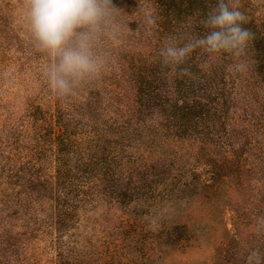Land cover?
Wrapping results in <instances>:
<instances>
[{"label":"trees","instance_id":"1","mask_svg":"<svg viewBox=\"0 0 264 264\" xmlns=\"http://www.w3.org/2000/svg\"><path fill=\"white\" fill-rule=\"evenodd\" d=\"M250 1L238 0L241 3L239 10L247 19L243 26L253 34L244 54L251 55L247 67H254L253 71L262 76L264 6L260 7L257 2L256 11L261 15L254 16L243 10ZM12 2L8 0L7 5ZM114 2L119 9L120 34L134 41L144 39L145 42L139 43L147 42V49L136 52L130 48L125 50L124 46L128 44L119 43L122 40L119 36L118 39L102 42L101 51L104 52L103 48L107 46V54L110 51L112 55L118 53L120 56L116 65L111 63L112 77L117 78L122 72L128 77L130 70L131 75L139 76L134 82L138 107L131 117L120 110L122 103H119L114 115L108 111L109 107L106 108L108 112L102 123L92 116L88 121L75 120L71 124L70 116L75 103L70 105V111L65 107L69 104L49 90L45 98L43 95L27 98L28 112L24 115L11 111L0 113V257L3 254L8 257L6 248L14 247L9 255H23L33 259L32 264H41L42 252L35 251L40 241L47 242L48 237H53L52 244H57L56 240L67 229H74L78 234L75 240L78 249H64L57 245L50 250L54 248L55 264L67 261L73 264L72 260L74 264H79L82 252L87 256L94 254L92 245L85 246L91 241L87 226L92 216L108 208L113 211L120 209L123 196L135 197L132 202L135 205L131 209L133 213L140 211L148 214L151 208L157 209L158 198L176 197L180 186L188 185V180L179 183L184 171L178 164L161 158L154 163L153 152L147 153L143 146L154 148L161 142L175 145L181 138L196 136L201 142L210 140L221 146H232L222 134L230 109L235 111L233 96L243 89L236 83V77L240 75L243 81H249V75L244 77L243 71H235L230 65L234 56L228 53L209 54L197 49L179 67L164 66L158 59V50L169 35L185 31L195 35L206 33L199 21L216 0ZM140 2L144 3L140 6ZM148 7L154 13V25H126V19H139L140 12ZM32 48H35L34 43ZM0 52L2 61L7 52ZM51 62L47 54L40 56V66ZM13 65L16 66V62ZM185 67L190 69L189 74L180 71ZM10 74L13 79L20 77L14 72ZM0 77H6L5 81L0 78V101L3 103L0 107L5 108L12 106L17 96H21L20 90L27 89L17 88L20 82L12 81L10 76ZM84 93H87L86 97L100 100L89 89ZM256 103H259V108L254 107L252 115H258L263 120L260 126H264V101L254 99L247 105L255 106ZM157 106L166 121H155L150 116L151 110ZM244 125L256 126V123L247 122ZM249 130L256 131L251 127ZM212 134L218 135L217 138L212 139ZM145 206L148 209L143 211ZM107 255L106 259L115 258V255ZM92 260L88 258L90 264Z\"/></svg>","mask_w":264,"mask_h":264},{"label":"rangeland","instance_id":"2","mask_svg":"<svg viewBox=\"0 0 264 264\" xmlns=\"http://www.w3.org/2000/svg\"><path fill=\"white\" fill-rule=\"evenodd\" d=\"M7 1L0 0V50L7 52L5 59L0 61V75L19 81L17 88L27 90H20L21 96H17L12 106L0 107V113L11 111L24 115L28 112L27 98L42 95L45 98L49 93L44 70L50 63L40 66V56L45 53L32 48L33 41L24 18L23 0H13L8 5ZM257 2L260 7L264 6V0H252L247 2L248 5L243 10L254 16L261 15L256 11ZM143 3L140 2V6ZM240 6L241 3L239 8ZM149 7L145 10H149ZM145 10L140 12V18L135 21L126 19V25H145ZM124 33L127 34V31ZM120 36L122 40L119 43L128 44L124 46L125 50L130 48L136 52L147 49V42L139 43L145 42L144 39L134 41L125 34ZM107 48H103L104 54L109 58L104 72L98 78L82 84L73 95L62 98L65 104H69L65 107L70 111V105L75 103L71 111L74 119L70 116L71 124L75 120L88 121L92 116L102 123L108 111L112 115L114 110L118 111L119 103H122L120 110L129 113L131 117L138 107L134 82L139 76L131 75L130 70L128 77L124 72L117 78L112 77L111 63L116 65L120 56L118 53L112 55L110 51L107 54ZM250 58L251 55L244 54L240 59H244L247 65ZM14 62L16 66L13 65ZM236 62L234 57L229 64L233 66ZM253 69L250 66L243 71L244 77L249 75V81H243L240 75V80L236 77V83L243 89L233 96L235 111L230 109L224 124L226 129L222 134L223 139L229 140L232 146H221L210 140L201 142L198 136L181 138L175 145L161 142L154 148L143 146L147 153L153 152L154 163L161 158L178 164L184 171L179 183L188 180V185L182 184L176 197L158 198L157 209L151 208L148 214L140 211L133 213L131 209L135 205L132 203L135 197L123 196V206L120 209L113 211L108 208L92 216L87 226L91 241L86 242L85 246L92 245L94 254L87 256L82 252L79 264H90L88 258H93L92 264H244L243 257L248 250L258 248L264 253V221L261 225L258 224L264 218V126H260L263 120L258 115H252V109L259 108V103L255 106L247 105V102L254 99L264 101V75L261 76ZM11 72L18 74L19 79H13ZM5 78L1 80L5 81ZM88 89L96 93L100 100L86 97L87 93L84 92ZM0 104L3 103L0 101ZM150 116L155 121H166L158 106L151 110ZM247 122H254L256 126H245ZM250 127L256 131H250ZM211 136L215 139L218 135ZM111 137L115 138L113 135ZM147 209L145 206L142 210ZM128 220L133 222H127ZM77 238V230L67 229L56 240L57 244H52L53 237H48L50 242L48 239L47 242L41 240L40 245L35 248L36 252H42L41 264H55L54 248L57 245L64 249H78L75 243ZM52 247L54 248L50 250ZM6 249L8 257L3 254L0 264H32L33 259L29 260L23 255H9L14 247ZM107 254L115 255V258L106 259ZM72 262L74 264L73 260ZM62 264L72 263L67 261Z\"/></svg>","mask_w":264,"mask_h":264},{"label":"clouds","instance_id":"3","mask_svg":"<svg viewBox=\"0 0 264 264\" xmlns=\"http://www.w3.org/2000/svg\"><path fill=\"white\" fill-rule=\"evenodd\" d=\"M23 4L35 48L52 58L44 70L52 93L59 98L73 95L104 72L109 58L101 51L102 42L118 39L122 29L114 0H23ZM144 22L155 24L151 10H145ZM199 23L207 30L204 35L185 31L164 39L158 50L160 63L179 67L200 49L209 54L228 53L237 59L233 69L245 71L247 65L240 58L253 34L243 26L247 19L238 0H216ZM180 71L190 73L186 67ZM243 259L244 264H264V253L253 248Z\"/></svg>","mask_w":264,"mask_h":264}]
</instances>
